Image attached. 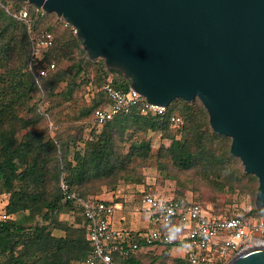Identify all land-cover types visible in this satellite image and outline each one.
Wrapping results in <instances>:
<instances>
[{
	"label": "trees",
	"instance_id": "trees-1",
	"mask_svg": "<svg viewBox=\"0 0 264 264\" xmlns=\"http://www.w3.org/2000/svg\"><path fill=\"white\" fill-rule=\"evenodd\" d=\"M10 2L16 8L13 11L7 9ZM23 4L0 0V195L5 191L9 194L6 211L10 217L0 229V264L85 262L92 250L88 230L85 227L78 228L71 222H62L59 216L62 213L74 214L77 216L76 221L83 220L82 210L77 207L76 201L92 198V183L103 180L115 184L121 175L128 172L131 159L148 157L150 144L146 141L133 143L128 155L117 147L118 137L124 139L130 129L144 132L161 130L164 137L171 141L169 147L163 146L161 149L168 159L181 170L200 165L206 177L212 179L220 192L226 187H237L233 178H229L230 173L223 177V182H219L215 176L210 177L215 175L213 172L216 173L213 168L223 166L225 170L233 161H238L243 169L242 177L257 181L254 196L257 194L259 180L247 174L242 161L231 155V138L214 132L209 114L199 99L193 102L174 100L166 116L145 115L140 103L128 114L117 116L103 127L96 126L101 130L97 133L98 139L87 142L83 153L75 154L76 165L69 162L66 157L68 143L57 142L54 136L48 138L46 132L36 129L48 116L40 110L45 102V92L54 95L59 84L68 82L64 95L70 99L80 87L76 78L91 66L97 67L98 73L106 75L105 82L112 81L124 91L129 90L130 83L119 72L107 69L104 62L89 60L77 35L73 34L67 41H61L63 38L59 32L67 27L55 13L43 14L32 5L28 22L19 20L18 13ZM29 25H32V33L29 32ZM44 29L50 30L55 39L54 46L46 53L43 62H55L56 69L45 77H38L30 69V45L31 37ZM71 53L78 55V60H74L69 68L60 69V63L72 60L74 55L68 57ZM39 93L44 96L34 101ZM103 103L92 102L83 110V115L91 116L94 120L95 111ZM174 115L183 119L181 128L171 125L170 117ZM24 130L26 132L21 135ZM206 134H210L212 139ZM212 140L226 142L219 154L215 153L210 142ZM62 182L68 185L67 193L62 189ZM67 195H74L75 198L68 199ZM175 198L182 204L189 201L201 204L211 213L200 201ZM111 204L117 205L115 201ZM263 215L264 210L258 211L255 205L248 214L217 216L231 218ZM37 216H41L43 224L37 220ZM160 228L180 231L182 226L161 225ZM55 230L65 234L56 236ZM177 246L181 245L176 243L162 247L160 251L161 246L148 247L128 259L116 257V261L117 264H166V258L171 256L172 249ZM173 264L190 262L186 256L176 258Z\"/></svg>",
	"mask_w": 264,
	"mask_h": 264
},
{
	"label": "water",
	"instance_id": "water-1",
	"mask_svg": "<svg viewBox=\"0 0 264 264\" xmlns=\"http://www.w3.org/2000/svg\"><path fill=\"white\" fill-rule=\"evenodd\" d=\"M28 2L77 30L149 103L199 99L214 132L231 138L264 210V0H10ZM227 264H264V248Z\"/></svg>",
	"mask_w": 264,
	"mask_h": 264
},
{
	"label": "rangeland",
	"instance_id": "rangeland-1",
	"mask_svg": "<svg viewBox=\"0 0 264 264\" xmlns=\"http://www.w3.org/2000/svg\"><path fill=\"white\" fill-rule=\"evenodd\" d=\"M7 9L13 11L16 8L10 2ZM59 33L63 38L61 41H67L74 34L70 27L61 29ZM73 55L74 53H71L68 57ZM78 57V55H74L72 60L63 61L59 64L60 69L69 68L74 64V60H78ZM96 61L104 62L101 58ZM105 77L106 75L98 73L97 67L91 66L87 68L86 72L76 78V82L80 84V87L75 90L70 99L64 95L68 82H63L55 88L54 95L50 96L45 92L44 96L39 93L34 100L38 101L41 97H45V102L40 106V110L48 115L36 129L46 132L48 138L54 136L57 142L68 143L69 149L66 157L73 165H76L74 161L75 154L77 152L83 153L86 143L97 140L99 137L97 133L101 130L95 126L91 116L83 115V110L92 102H104L100 88L105 82ZM25 132L26 130L21 132V135ZM206 136L212 139L210 134H206ZM144 141L150 144V152L146 159H131L128 172L125 173L126 175H121L115 184H110L108 181L103 180L95 181L91 184L94 189L91 194L92 198L113 200L120 206L116 217L119 218V216L124 214L122 205L126 210L131 207L137 209L141 206L143 207L142 194L144 192H153L162 199L183 197L188 200H197L207 206L211 213L217 215H244L251 212L255 207L257 194L254 196V188L257 185V181H250L249 178L242 177L243 169L238 161H233V163L226 166L225 170L223 166H215L213 168L216 173L213 172L215 175L210 177L215 176L219 182H223V177L230 173L231 176L229 178H233V182L237 187L236 189L226 187L224 191L220 192L215 188V183L211 181L212 179L206 177V173L200 165L196 164L189 170H181L168 159L166 153L164 154L161 149L163 146L169 147L171 141L164 137L161 130L144 132L130 129L129 135L124 137V139L118 137L116 145L121 152L128 155L133 143L141 144ZM210 142L216 154L222 151L226 143L222 140H212ZM162 153L164 154L163 156ZM36 188L34 187V190ZM1 199L4 203H7L9 194L5 191L1 195ZM125 215L128 221H136L137 219L132 212L125 211ZM19 216H25V214H20ZM261 217L264 218V215ZM76 219L77 216L74 214L72 216L62 213L59 216L60 221L71 222L78 228H83V220L81 219L78 222ZM37 220L43 224L41 216H37ZM54 234L61 236L65 233L55 230ZM187 249L179 248L178 252L183 257H186L187 253L185 254V252ZM182 255H171L166 258V264H173L175 259Z\"/></svg>",
	"mask_w": 264,
	"mask_h": 264
},
{
	"label": "built area",
	"instance_id": "built-area-1",
	"mask_svg": "<svg viewBox=\"0 0 264 264\" xmlns=\"http://www.w3.org/2000/svg\"><path fill=\"white\" fill-rule=\"evenodd\" d=\"M32 4L25 2L20 9L18 18L27 23L31 18ZM41 11L42 10H37ZM75 35L77 30L65 22ZM32 25L29 32L32 33ZM54 34L44 29L31 37L30 69L38 77H45L56 69L55 62H43L46 53L54 46ZM103 95V106L94 114V124L103 127L121 114H128L134 106L142 104V113L156 116H166L169 107L151 104L138 92L129 88L124 91L117 84L108 81L100 88ZM170 123L175 128H181L183 119L171 116ZM62 189L68 192V185L62 182ZM74 199V195H67ZM143 205L145 212L154 228L141 234L137 240L124 239L123 233L112 227L111 218L115 206L97 198L77 200L81 209L83 227L88 230V240L92 250L83 264H117L116 257L128 259L131 255L148 247L173 246L179 243L188 248L187 256L190 264H227L234 257L264 248V218L222 217L211 214L203 205L189 201L182 204L176 198L162 199L155 193H144ZM8 203V202H7ZM0 195V229L9 220ZM181 225L180 231L162 230L161 225Z\"/></svg>",
	"mask_w": 264,
	"mask_h": 264
},
{
	"label": "crops",
	"instance_id": "crops-1",
	"mask_svg": "<svg viewBox=\"0 0 264 264\" xmlns=\"http://www.w3.org/2000/svg\"><path fill=\"white\" fill-rule=\"evenodd\" d=\"M142 198H143V194H142ZM97 199L105 201L107 203L113 202V200H104L101 198H97ZM115 208H116L115 213L111 218L112 227L114 229H116L117 231L123 233L124 239H126L128 241L137 240L141 234H144L145 232H147L150 229L155 227L152 225V223L149 219V216L145 212L144 205H143V207L141 206L139 209L131 207L128 210H126L125 207H123V205H122V209H123L122 212H124V214L119 216V218L116 216H117V212L119 211L118 209L120 208V206L116 205ZM125 211L132 212V214L135 217H137L136 221L135 220L128 221L127 217L125 215ZM179 248H185V247H181V246L174 247L171 251V255H173V256L175 254L182 255L181 253L178 252ZM161 249H162V247L159 249V251ZM186 253H187V251L185 252V254ZM179 258H184V257L182 255Z\"/></svg>",
	"mask_w": 264,
	"mask_h": 264
}]
</instances>
